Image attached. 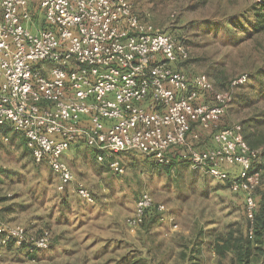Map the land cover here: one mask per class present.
<instances>
[{
  "label": "built area",
  "instance_id": "obj_1",
  "mask_svg": "<svg viewBox=\"0 0 264 264\" xmlns=\"http://www.w3.org/2000/svg\"><path fill=\"white\" fill-rule=\"evenodd\" d=\"M188 56L184 44L143 22L131 0H0V131L23 134L35 162H47L60 177L59 189L74 180L64 155L75 142L84 141L118 174L125 171L120 153L138 150L164 165L182 147L184 160L244 191L253 219L259 151L240 124L220 126L229 91L174 67ZM207 94L212 100L199 102ZM192 122L213 130L215 148L188 144ZM224 164L238 173L231 176ZM77 193L94 201L83 183ZM154 205L149 192L139 195L127 218L132 232ZM11 242L41 250L51 243L46 233L0 221V250Z\"/></svg>",
  "mask_w": 264,
  "mask_h": 264
},
{
  "label": "rangeland",
  "instance_id": "obj_2",
  "mask_svg": "<svg viewBox=\"0 0 264 264\" xmlns=\"http://www.w3.org/2000/svg\"><path fill=\"white\" fill-rule=\"evenodd\" d=\"M131 1L143 22L186 46L191 60L181 68L190 75L210 70L234 78L247 70L248 57L264 53V33L241 36L248 31L246 24H232L231 32L221 26L217 32V25L228 23L224 9L232 14L250 0L209 1L200 6H195L198 0ZM201 100L212 98L207 94ZM245 113L234 106L232 94L220 126L241 125ZM6 135L8 140L0 131V221L23 225L31 234L46 233L51 243L45 250L9 243L0 250V264H133L135 259L139 260L135 264H227L228 259L217 256L209 241L228 225L247 230L245 197L232 182L184 160L182 147L173 152L180 161L170 166H158L138 150L119 154L117 160L125 171L118 174L79 141L64 155L74 180L59 189L60 177L47 162H35L24 137L12 130ZM187 142L195 149L217 146L212 131L199 123L191 124ZM79 183L91 191L93 202L77 193ZM145 191L154 199L155 214L132 232L127 218ZM255 195L259 205L264 203V177ZM198 247L200 259H191V250Z\"/></svg>",
  "mask_w": 264,
  "mask_h": 264
},
{
  "label": "trees",
  "instance_id": "obj_3",
  "mask_svg": "<svg viewBox=\"0 0 264 264\" xmlns=\"http://www.w3.org/2000/svg\"><path fill=\"white\" fill-rule=\"evenodd\" d=\"M209 1L219 3L221 0H198L195 6L206 5ZM246 4L247 5L245 7H242L240 10L232 14H228L227 9H224L223 15L225 19H228V23L226 25H217V32H219L220 29H223V27L221 26H225L226 32H231L230 30L232 28V24L235 26L246 24V26H248V29L246 30L248 31H244V34L241 35L242 37L264 33V0H250V2ZM218 21L220 22L221 20ZM249 29L251 31H249ZM208 33L209 31H206V34ZM241 36L237 37V39L240 40ZM188 60H191L190 56L175 64L177 65V69L185 72L181 68V65ZM246 65L247 70L238 74V76L234 78L221 76L218 71L210 70H207L205 75L214 83L216 88L224 91H229L230 93L232 92L231 94H233L234 106L242 112L246 111L241 120L242 134L245 141L252 148L257 149V147H262L261 151L258 153V157L254 161V165L256 168L264 171V53L258 58L252 56V59H250L248 57ZM242 75H247L246 80L233 85V81L235 79H238ZM235 88L236 93L234 91ZM199 102H202V100L200 99ZM205 129L212 131L213 134L212 129ZM8 130H12L13 132L18 133L9 127H4L1 131L3 135H6ZM21 135L23 136V134ZM75 143L80 142L78 141ZM92 150L94 151L97 158V152L94 149ZM178 150H180V148H178ZM179 157V155L173 153L172 161L169 164L164 165L170 166L173 163L180 161ZM103 165L106 166L107 164L103 163ZM222 167L231 176L236 175L239 170L238 166L230 164H224ZM263 177L264 172L262 174V180ZM224 180H227L231 183L230 179ZM238 192L241 193L244 197L246 196L244 191L239 190ZM255 197L257 206L254 211L253 219L249 218L247 208L245 206V215L248 221L246 232H243L241 228L234 229L233 225H228V228L225 232L217 233V235L211 241H209L210 247L212 248L213 252L217 254V256L223 259H228L227 264H264V203L262 202L259 205V200H257L258 198L256 195ZM0 200L3 199L0 198ZM155 210V205L148 210L141 226L144 225L149 218L154 216ZM210 236L212 237L214 236V234L211 233ZM191 252L193 253L191 259H200L198 257V255L201 253L200 247L192 249ZM185 255V253H182V257H185ZM137 261L139 260L135 259L133 264H135ZM191 264H199V262Z\"/></svg>",
  "mask_w": 264,
  "mask_h": 264
}]
</instances>
